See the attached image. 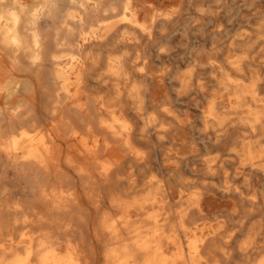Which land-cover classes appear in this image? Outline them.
Here are the masks:
<instances>
[{
  "label": "bare ground",
  "instance_id": "6f19581e",
  "mask_svg": "<svg viewBox=\"0 0 264 264\" xmlns=\"http://www.w3.org/2000/svg\"><path fill=\"white\" fill-rule=\"evenodd\" d=\"M263 10L0 0V264H264Z\"/></svg>",
  "mask_w": 264,
  "mask_h": 264
},
{
  "label": "rangeland",
  "instance_id": "374dc122",
  "mask_svg": "<svg viewBox=\"0 0 264 264\" xmlns=\"http://www.w3.org/2000/svg\"><path fill=\"white\" fill-rule=\"evenodd\" d=\"M264 11V10H263ZM240 26V27H239ZM239 26H237L236 27V33H238V34H245V35H255V31L254 30H256V28H257V26L254 28V26L252 27V25L251 26H249V25H239ZM232 30H234V29H232ZM244 32V33H243ZM252 32V33H251ZM229 39V36H227L226 34H225V40H228ZM175 47L176 46V48L175 49H170L169 51L171 52V53H173V57L171 58L172 60H170V59H167V58H165V59H163V58H159L158 57V55L156 54V49H154V48H152V47H149V48H147V51H149L150 52V54H151V56H152V58H153V63H152V65H153V69L155 70V71H160V70H164L165 69V67L167 68V66L168 65H170L171 63H177V64H179V62L181 61L182 63H184L185 61L183 60V53H182V50L178 47L179 45H178V41H175L174 43H173V45H172V47ZM119 50L120 49H117V51L116 52H119ZM138 50H140L141 51V48H138ZM131 55H133V54H135L136 52H135V49H132L131 50ZM171 67H173V66H171ZM205 100V99H204ZM203 100V101H204ZM203 101H202V103H203ZM201 103V104H202ZM182 107L183 108H186V105H185V107H184V104H182ZM190 109H191V112H192V118L194 119V121H195V123H196V127H199V125H200V118H199V112H197V111H195L194 109H195V107L194 106H190ZM197 143H199L200 142V140H195ZM154 174V173H153ZM184 202H182L181 204H183ZM181 204H179V205H181ZM211 208H214V209H219V208H221V207H223L222 205H220V204H218V203H212L211 204V206H210ZM177 209V207H175V210Z\"/></svg>",
  "mask_w": 264,
  "mask_h": 264
},
{
  "label": "clouds",
  "instance_id": "9594fccd",
  "mask_svg": "<svg viewBox=\"0 0 264 264\" xmlns=\"http://www.w3.org/2000/svg\"><path fill=\"white\" fill-rule=\"evenodd\" d=\"M13 8H14L13 5H7V4H5V7L3 9V12H4V19H7L8 20V23L15 24V23L18 22V17L16 16V13L13 11ZM38 46L39 45H37V47ZM36 59H38V57L37 58H33V63L36 62ZM19 110H20L19 108H16L15 109V112H18ZM13 114H15V113H13Z\"/></svg>",
  "mask_w": 264,
  "mask_h": 264
}]
</instances>
